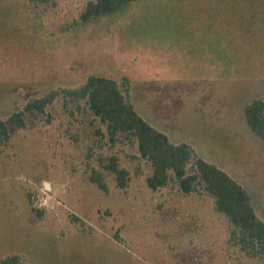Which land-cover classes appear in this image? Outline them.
I'll return each mask as SVG.
<instances>
[{
    "label": "rangeland",
    "instance_id": "obj_1",
    "mask_svg": "<svg viewBox=\"0 0 264 264\" xmlns=\"http://www.w3.org/2000/svg\"><path fill=\"white\" fill-rule=\"evenodd\" d=\"M88 1L0 0V264H264L232 244L202 181L184 193L170 173L151 189L136 138L112 134L75 93L91 75L118 81L149 124L193 149L189 173L197 158L226 171L264 222V141L245 118L264 100V0H136L80 21ZM51 91L43 113L24 111ZM18 112L21 127L8 121ZM111 157L129 172L124 189L101 166Z\"/></svg>",
    "mask_w": 264,
    "mask_h": 264
},
{
    "label": "trees",
    "instance_id": "obj_2",
    "mask_svg": "<svg viewBox=\"0 0 264 264\" xmlns=\"http://www.w3.org/2000/svg\"><path fill=\"white\" fill-rule=\"evenodd\" d=\"M32 1L46 3L49 0ZM134 1L136 0H89L79 20L89 21L107 16ZM123 85L129 89L127 82H123ZM75 93L87 100L90 110L107 124L112 134L121 132L136 138L141 157L148 160L153 167V173L147 181L151 189L164 187L169 181L170 173L178 180L184 193L195 192L197 185L202 181L206 192L215 199V210L224 214L231 225L232 244L238 245L252 257L264 260V222L256 215L250 194L239 182L226 171L202 158L194 161V171L189 173L193 149L185 143L171 142L165 133L149 124L126 99L118 81L91 75ZM56 96V92L51 91L41 98H35L25 105L24 111L43 113ZM245 118L251 130L264 141V100H252L245 108ZM8 121L17 127L23 126V112L13 113ZM8 139L9 127L0 119V140L7 142ZM101 166L114 175L120 189L127 186L129 172L120 167L116 157H111ZM90 181L102 192H109L101 171L93 169ZM32 211L37 215L41 213L34 208ZM2 263L20 264L18 256L8 257Z\"/></svg>",
    "mask_w": 264,
    "mask_h": 264
}]
</instances>
